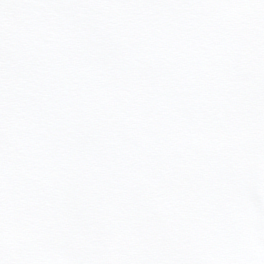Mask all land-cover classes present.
Segmentation results:
<instances>
[{
	"label": "snow or ice",
	"instance_id": "snow-or-ice-1",
	"mask_svg": "<svg viewBox=\"0 0 264 264\" xmlns=\"http://www.w3.org/2000/svg\"><path fill=\"white\" fill-rule=\"evenodd\" d=\"M0 264H264V0H0Z\"/></svg>",
	"mask_w": 264,
	"mask_h": 264
}]
</instances>
